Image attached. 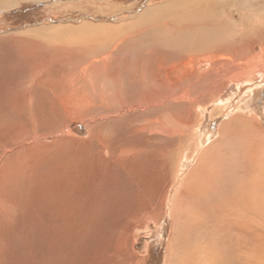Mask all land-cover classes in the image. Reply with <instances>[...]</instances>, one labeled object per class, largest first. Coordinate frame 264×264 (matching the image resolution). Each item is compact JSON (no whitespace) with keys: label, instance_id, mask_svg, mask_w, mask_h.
<instances>
[{"label":"rangeland","instance_id":"obj_1","mask_svg":"<svg viewBox=\"0 0 264 264\" xmlns=\"http://www.w3.org/2000/svg\"><path fill=\"white\" fill-rule=\"evenodd\" d=\"M183 1L190 0H21L15 7L0 9V264H135L133 258L138 256L144 260L141 264H163L168 253V264H264V164L255 148L253 151L249 147V153H243L241 147H233L240 146L236 137L231 138V143L224 142L220 151L226 156L216 160L205 176L211 183L210 189L206 185V189L199 193L193 190L182 193L177 199L180 203L176 206L177 216L170 213L169 207L172 192L177 191L172 178L166 182V198L163 196V203H159L162 195L157 189L159 183L151 187L142 182L138 174L131 173L140 163L146 164L145 167L152 166L151 170L162 164L163 161L154 155V150L162 147L170 152L167 151L166 170L161 169L164 172L172 170L175 167L173 159L178 157L181 163L175 167L173 178L179 175L177 181L180 182L190 174L196 157L205 149L207 130L215 133L225 118L222 116L228 113L234 116L243 106H251L264 121V63L258 65L247 60H240V67H228L226 78L220 80V89H213L216 84L204 85L200 91L202 98L196 100L200 105L191 108L183 105L176 116L179 108L172 103L138 112L134 107L127 108L129 113L124 115L125 109L119 106L117 99L119 95L125 97L124 107H130V102L143 97L146 90L156 92L151 77H141L147 71L142 65L145 53L156 47L161 51L156 57L161 60L162 51L167 47L175 50L173 29L179 13L175 5ZM221 2L191 0L190 6L184 3L182 12L188 13L201 3L207 4L208 12L200 13V16L206 18V24H214L218 31L222 23L216 19H220L219 15L229 14L227 29L237 34L236 42L256 41L255 49L244 44V56L251 55L249 47L252 51H259L261 44L264 45V0H229L226 7L225 4L220 6ZM168 13L170 19L166 20L165 14ZM164 21L169 22L160 28ZM43 26H46L44 32L25 33ZM201 26L205 30L203 23ZM145 28L147 31L154 29V34L130 38ZM251 30L255 33L252 34ZM15 36H36L40 43L49 45V55L45 59L50 66L44 70L41 85L34 86L32 60L27 57L35 50L26 48L20 52L17 51L19 46L10 48L7 44L9 37ZM121 39L124 44L120 51L111 53ZM190 41L180 43L190 44ZM86 43H95L92 47L95 53L86 54L84 68L82 64L79 68L63 69V73L76 79L63 83L65 74L51 67L52 52H74L76 46ZM112 57L118 64L113 63L114 70L102 67L104 62L111 65ZM232 76L238 78L234 80ZM54 78L62 81L61 87L66 91L77 86L85 88L80 94L84 96L86 107H89V101L93 104L84 118L79 119L75 114L65 118L66 113L57 107L60 102L54 99V92L61 88L49 82ZM213 107L220 111L219 118L211 117ZM189 110H195V118L200 114L196 130L191 125L192 118L185 117ZM176 117L182 118V122ZM158 118L168 132L161 133L162 128L153 126L145 133L139 131L146 122ZM187 121L190 124L183 128L182 123ZM193 130L195 143L200 145L193 143L188 147L185 145L187 140H179L178 136L181 132L189 134ZM23 134H31L32 138L27 139ZM124 147L134 149L135 154L119 162L117 155ZM144 148L148 149L147 153L139 152ZM110 160L118 162L111 163ZM95 166L107 167L95 170L107 174L106 181H95L94 184L91 177L97 173L91 170ZM77 171L83 172V179L76 178ZM141 175L144 179L145 175ZM47 180L49 201L46 202L39 192ZM237 180H243L241 184L251 181L248 186L252 187L253 195L246 188L240 190L234 186ZM203 183L206 184L205 179ZM78 190L83 196L77 193ZM91 197L94 202L87 203L85 200ZM74 201V207L80 209L68 212L70 216L64 218ZM161 211L163 216L157 217Z\"/></svg>","mask_w":264,"mask_h":264},{"label":"bare ground","instance_id":"obj_2","mask_svg":"<svg viewBox=\"0 0 264 264\" xmlns=\"http://www.w3.org/2000/svg\"><path fill=\"white\" fill-rule=\"evenodd\" d=\"M228 1L229 0H222L220 6L224 7V4L225 3L227 4ZM19 2H21V0H0V9H7L9 7H15L16 5L19 4ZM190 2H191V0L189 2L188 1L184 2L183 1L181 4L178 3V4L175 5L176 7L179 8L178 9L179 13H177V15H176L177 16V18H176L177 20H176V23H175L174 29H173V33H174L173 42L175 43V50H172L171 48L167 47L164 51H162V59L161 60H159L160 58L157 59L158 57H156L161 52L160 50L156 49V47H154L155 49L150 50L149 52L145 53L146 57H145L144 64H142V65L147 67V71L144 74H142L141 77L142 78H148V77L150 78L151 77V81H152V83L154 85V88H155L156 92H154L153 90L150 91L149 89L146 90L144 95H143V97H140L136 102H130L132 104L130 107H124L126 105V103L124 101L125 97H122V95L118 94L119 97H117V99L119 100V106L121 108L125 109V111L123 110L124 115L129 113L128 111H126L127 108H133L134 107V108H136L135 110H137V112H138L140 109L149 110V108H155V107H158V106L163 105V104L172 103V104H176V106L179 108L176 111V113H175V116H176V114H179L181 112V109H182L183 105H189L190 108L196 106L197 104L200 105V103H197L196 100L198 101V100H200V98H202V95L200 94V91L202 90V87L204 85L207 86V84H210V86H212V84H216V86L213 89H215L217 87H218V89H220V87H221L220 84H222L221 82L224 80V77L227 74L226 72H228L227 71L228 67H234V66L235 67L236 66L240 67L241 66V61L240 60H247L248 63H259L258 65H261V64L264 63V45L263 44H261V48L259 49V51H252V48L249 47L248 52L251 55L249 57L244 56L246 54V51L244 50V48H245L244 44L252 45V47L255 49V47H256L255 46V42L256 41L254 42V40L247 39V40H241V41H237L236 42L237 34L234 35V33L232 31L227 29L229 24H230V23H228V26H227V22L230 21L229 20V14L219 15L220 19H216L217 22H221L222 23V28H221V30L218 31L214 24H212V23L206 24L205 23L206 18L203 17V16H200V13L208 12V8L209 7H208L207 4L201 3V4L197 5L195 9H192V11H189L188 13H186V11L182 12V7H184V3H187L188 6H190ZM226 4H225V7H226ZM148 14H149V12L147 13V15ZM147 15L145 17V20L148 19ZM165 15H167L166 20L170 19L169 18L170 17L169 13L165 14ZM208 17L212 18L214 16L208 15ZM160 19H161V16H160ZM162 20H163V18H162ZM165 22H167V23H165ZM168 22L169 21H164L163 25L159 24L160 28L164 27L166 24H168ZM159 23H161V22H159ZM201 23H203L205 25V30H203V26H201ZM231 25H233V24H231ZM49 27L56 28L58 26H49ZM96 27H97V24H96L95 28ZM206 28L208 29L207 31H206ZM45 29H46V26H43V27H38L36 30H33V31H26L25 33L34 32L33 34L35 35L37 31L41 30L40 32H42ZM81 30H82V28H81ZM54 31H55V29H54ZM251 31H252V34L255 33V31H253V30H251ZM53 32H52V34H53ZM235 33H236V30H235ZM18 34L21 35L23 33H18ZM74 34H77V33H74ZM103 34H105V33H103ZM153 34H154V29H151V30L147 31L146 28H145V30L136 31L134 33V35H130V38H134V36H136V35L147 36V35H153ZM257 34H256V36H257ZM62 35H63V33H62ZM111 35H112V32H111ZM116 35H117V33L115 32V36ZM89 36H92V35H89ZM115 36L113 38H116ZM166 36H168L167 33H166ZM253 37H255V35ZM257 37H256V39H257ZM259 37H261V36H259ZM35 38H26V37H21V36H19V38H18V36L9 37V41L7 42V44H8V46L10 48H16L17 46H19V48H17V51H20V52L22 50L26 49V48L35 50L32 53L33 56L29 55L27 57H30L31 60H32L31 71L33 73H32V77L31 78H33L32 80L34 81V86L35 85L39 86L43 82L42 79L44 77V70H47L49 68V66H50V62L45 59L46 56L49 55V45L45 46V45H43L42 43H40L38 41L39 37L37 39V37L35 36ZM106 38H108V37H106ZM119 38H121V37H119ZM5 39H8V38H5ZM218 39H220V40H218ZM17 40L22 41V44L19 45V42ZM186 40H191L190 44H181L182 41H186ZM23 41H27V42L25 43ZM124 41H125V39H124ZM123 44H124V42L122 41V39L120 41H118L115 44L114 50H112L111 53L120 51L119 48H121V46ZM161 44H163V43H161ZM239 44H242L244 47H242V45L240 46ZM93 45H95V43H86V44H81V45L79 44L78 46H76L74 48V52H69V51H65V50H57L55 52H52L51 58H52L53 63L51 64V67H53V68L56 67L58 70H60L62 72L63 75L65 74L63 76L64 77L63 83H65V82L66 83H71V82H74L76 80L75 78L66 75L67 73H63V72H65V70H63V69H66V68H69V67H71V68H79L82 64L84 65L83 66V68H84L85 67V61H86L84 57H87L86 54L87 53L88 54L95 53L92 50ZM61 48H64V47H61ZM139 48H141V47H139ZM240 52H241V55H237ZM43 53H45V55H43ZM140 53H142V52H140ZM195 53H201V54L199 55V54H195ZM17 54H18V56L20 55V53H17ZM141 57H143V56H141ZM135 58H137V57L135 56ZM152 60H154L155 63H152ZM113 63H115V66L118 65L114 57H112L111 65L106 63V62H104L102 67H104L105 69H109V70L112 67V70H114L113 69ZM92 65H96V64L92 63ZM92 65H91V67H92ZM94 70H96V68ZM70 71H71V69H70ZM135 74H137V71H135ZM241 74H243V73H241ZM115 75H117V73H115ZM232 77H234V76H232ZM236 78H238V77H236ZM236 78L234 80H236ZM250 79L248 80V82L250 81ZM253 79H256V77L254 76ZM220 80H221V82H220ZM231 80H233V79H231ZM49 82L52 83L53 86L57 85V87L61 88V90L59 92H54V99L56 101L60 102V105L57 106V107L62 108L63 111L66 113L67 116L65 118H71L72 114H75V116L77 118H79V119L84 118V116L89 111V107H91V105L93 104V101L90 102L88 100L89 101V103H88L89 107H86L87 104L85 103L84 96L80 94V91L81 90L85 91V88L84 87L82 88V86L81 87L77 86V87L72 88V90H70V91H66V90H64L61 87V85L63 83H62V81L59 78H54L53 81H49ZM224 88H226V87H224ZM50 90H52V89H50ZM219 92H221V91H219ZM209 93H211V92L209 91ZM251 93H252V91H251ZM211 94H214V93H211ZM194 96H196V99L194 98ZM209 97H210V95H209ZM103 98H104V96H103ZM204 101H205V99H204ZM206 101L208 102V100H206ZM86 102H87V100H86ZM155 102H157V104H155ZM106 104H108V103L106 102ZM240 109H241V112H238L233 117H231L228 120L224 121L223 124L221 125V127L218 130H216L215 133H213L214 131H212L210 129L207 130L209 134H206L205 141H206V143L207 142L208 143H207L205 149L200 154H199V150L194 154L195 157L199 154V156L197 158V161L195 163V166H194L193 170L190 172V174L186 177V179L182 180L183 183L181 184L180 187H179V182L177 181V179L179 177L178 173L180 171L181 166H179L176 169V173H177L178 176H174V178H173L175 167L178 166L181 163L178 160V157L176 158V160L173 159V163H175V167L173 166L172 170H170L168 172H164L161 169V168H164L166 170V168H167V165H168V164L166 165V163L168 161V159H167V156H168L167 151H169V149L165 150V149H162V147H160V150L158 148H157V150H154V155H156L157 157H159L163 161L162 164L157 165L155 168H153L154 170H151L152 166L148 165V166L145 167L146 164H144V163L141 164L140 163L139 165H135V168L132 170L131 173L138 174V178L142 182H144L145 184H147V185L150 184L149 186H151V187H155L154 185L159 183L158 186H157V189L162 194L159 203H163V196H165V198H166V191H167V187H168V183H166V182H167V180H170V178H172L173 179L172 183H174L176 185L175 189L177 191L175 193L174 190H173L172 197H171V200L169 202V207L171 208V212L170 213L172 215H174V216H177L176 214L178 212L176 211V206H178L180 204L179 202H177L178 201L177 199H179L178 198L179 196L183 195L182 193L185 192V189H186V187L188 185H189L188 190H193L194 193H199L201 190H205L206 189V185H207V188L210 189V187H211L210 184L211 183L209 184L207 182L205 176L210 173V171L213 168L214 162L216 160L224 159V157L226 155H224L220 150L224 147V142H228V143L232 142V140H231L232 137H236L237 136L238 140H239V145H240V146L235 145L233 147H236L237 149L239 147H241V151L243 153H249L248 152V148L249 147H252V150H253V148H255V150L257 152H259L258 153L259 158L261 157L262 160H263L262 164H264V122L262 121V118H260L259 114L256 113L255 110H253V107H251V106L248 107L247 106L246 108H240ZM216 111H218V110L216 108H214V112H210L211 117H214L213 115H214V113ZM194 112H195V110H194ZM194 112L192 110H189L187 115L185 113V117L187 116L188 120H190L192 118V120H190L191 121V125L193 126L194 130H196V129L199 128L198 121H199V115L200 114H197V117L195 118L194 117V114H195ZM200 112H201V110H200ZM165 116H166V114H165ZM219 116H220V113L217 114V118ZM177 117H176V120L178 119V121L182 122V118L179 119ZM165 122H167V121H165ZM146 123H145L146 125L145 124L142 125L143 126L142 129L140 128L139 131L141 133H145V131H147L149 129L151 130L150 126L162 128L161 129V133L162 132H168V130L165 129L162 120L159 119V118L157 120H149ZM177 124H179V123H177ZM189 124H190L189 121L183 122L182 123V127L185 128V126H188ZM40 128H41V126H40ZM172 128L173 127H171V130H172ZM194 130H193V132L191 131L189 134H187L186 132L179 133L180 134V136H178L179 140H183V139L187 140L185 145L187 144V146L190 147L193 143L196 142L195 136H194ZM175 132L177 133L178 130H175ZM42 133L43 132H41L39 134H42ZM183 133H185V134L183 135ZM19 134H21V132ZM18 136L20 138L21 135H18ZM22 136L27 138V139H29V138L31 139L32 138L31 134H23ZM162 137H163V135H162ZM117 138L120 139L118 135H117ZM106 139H108V138H106ZM158 139H160V138L158 137ZM110 140H111V138H110ZM195 145L198 146V145H200V143L197 142V143H195ZM147 150L148 149L144 148L143 151H139V152L145 154V153H147ZM86 153H88V152H86ZM148 153H150V152H148ZM173 153H175V152H173ZM133 154H135L134 149L131 150V149H128L126 147H124L123 149L121 148L119 153H118V155H117V160H119V162H120L121 159L124 160L123 158H130V155H133ZM109 156L111 157V155H109ZM153 157H155V156H153ZM105 158H106V156H105ZM110 161H108V162H110ZM113 161H111V163H113ZM155 161H157V160H155ZM101 162H103V161H101ZM114 162H118V161H114ZM106 163H107V161H106ZM103 164H105V163L103 162ZM241 164H242V162H241ZM106 166H104L102 168H107ZM109 166L111 167L110 164H109ZM99 167L95 166L94 168H92L91 172L92 173H97V172H95V170H96V168L99 169ZM61 170L63 171V173L65 172L63 169H61ZM76 173H78L77 175H75L78 180L79 179H83V176H84L83 172H78L77 171ZM86 173L88 174V172H86ZM66 174H67V171H66ZM141 174L145 175L144 179H143ZM106 176H108V175L107 174L103 175V174L97 173V174L93 175L91 178H92V180H94V184H96L95 181H99V183L103 182L105 180V178H107ZM236 178H238V177H236ZM64 179L62 178V180H64ZM204 179L206 181V184L203 183ZM107 181L110 182L109 180H107ZM242 181L243 180H237L238 183H236L235 185H237L239 183L241 184ZM80 182H82V180ZM250 182H247V184H241V185H243V187L239 188V189L243 190L244 188H246V191L250 192L253 195L252 187L248 186V183L250 184ZM254 182L255 181H253L252 184H254ZM92 183H93V181H92ZM53 185L54 184H52V186ZM59 186H57V187H59ZM102 186H103V184H102ZM78 188H80V187H78ZM86 188H87V186H86ZM98 188H100V187H98ZM194 188L196 190H194ZM88 189L89 188H87V190ZM40 190H41V192H39V193H40V196L42 197V199H46V202L49 201V180L44 182V185L41 186ZM52 190H53V188H52ZM82 190H84V189H82ZM79 191L80 190H78L77 193H80L82 195L81 191L80 192ZM84 192L87 193L89 191L86 192L84 190ZM85 198H82V199H85ZM200 200H201V198H200ZM85 201L87 203H92V202H94V199L91 197V198H88ZM75 202L76 201L72 202L69 205V207L66 205V203L64 204L65 206L68 207L67 208L68 210H66L65 213L63 212L64 213V218L69 217L71 212H75L77 209H80V207L79 208L74 207L75 206ZM252 203H254V202H252ZM164 204H165V199H164ZM248 205H250V207H251V204H248ZM146 207L147 206L145 204H143V208L146 209ZM68 212H70V213H68ZM161 216H163L162 211L158 214L157 217H161ZM163 218H160L159 220L161 221V219L163 220ZM163 222H164V220H163ZM66 223H67V221H66ZM66 228H67V226H66ZM111 235H113V234L111 233ZM115 244H117V243H115ZM111 245H114V244H111ZM116 251H117V248H116ZM116 251H115V253H116ZM172 251H174V250H172ZM104 253H106V252H104ZM102 255H103L102 258H105L104 254H102ZM140 258H141V256H138L137 259L133 258L134 260H136L135 264H141L142 262L144 263V260L141 261ZM147 259H148V257L145 258V260H147ZM217 259L219 260V258H217ZM168 260H169V253L166 255L165 261H164L163 264H168L169 263ZM120 264H122V263H120Z\"/></svg>","mask_w":264,"mask_h":264},{"label":"crops","instance_id":"obj_3","mask_svg":"<svg viewBox=\"0 0 264 264\" xmlns=\"http://www.w3.org/2000/svg\"><path fill=\"white\" fill-rule=\"evenodd\" d=\"M247 106H243V108H246ZM217 114H219V112L218 111H216L215 113H214V117L213 118H217ZM225 114V113H224ZM230 113H228V115H226V116H222V117H225L224 119H222L221 121H220V125H219V127L217 128V130L221 127V125L223 124V122L224 121H226V120H228L229 118H231V117H233L232 116V114H230ZM235 115V114H234ZM219 118V117H218ZM260 118H261V116H260ZM263 121V120H262ZM264 122V121H263ZM236 138L238 139V137L236 136ZM208 143V142H207ZM197 158L198 157H196V161H197ZM183 183V181H181V182H179V187L181 186V184ZM236 183H233V185L234 186H236V187H238V188H242L243 187V185H241L240 183L239 184H237V185H235ZM188 188H189V185L186 187V189H185V191H187L188 190ZM232 188H235V187H233L232 186ZM194 190H196L195 188H194ZM169 261V260H168Z\"/></svg>","mask_w":264,"mask_h":264}]
</instances>
